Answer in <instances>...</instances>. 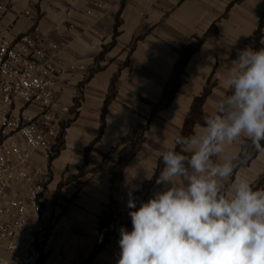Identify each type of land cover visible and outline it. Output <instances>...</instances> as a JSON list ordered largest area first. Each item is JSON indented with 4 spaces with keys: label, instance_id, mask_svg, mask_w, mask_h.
<instances>
[{
    "label": "crops",
    "instance_id": "0c3cea01",
    "mask_svg": "<svg viewBox=\"0 0 264 264\" xmlns=\"http://www.w3.org/2000/svg\"><path fill=\"white\" fill-rule=\"evenodd\" d=\"M12 2L1 21L9 39L29 34L34 58L53 59L64 69L56 92L68 111L61 114L57 137L49 139L50 151L31 160L47 186L43 211L50 232L42 264H117L119 229L132 230L128 193L138 206L163 189L155 183L161 153L177 136L193 134L214 111L228 91L227 69L238 51L256 50L251 37L264 0ZM213 24L216 33L207 36ZM53 44L58 49L52 58ZM173 74L180 84L171 104L149 120L151 105L142 98L158 102ZM205 89L208 95L196 103ZM110 91L114 96L102 120ZM12 113L32 111L17 103ZM140 135L138 148L127 157ZM252 149L238 161L236 175L264 189V181L258 185L264 153L250 157ZM241 152V144L234 143L213 159L223 162Z\"/></svg>",
    "mask_w": 264,
    "mask_h": 264
},
{
    "label": "clouds",
    "instance_id": "9594fccd",
    "mask_svg": "<svg viewBox=\"0 0 264 264\" xmlns=\"http://www.w3.org/2000/svg\"><path fill=\"white\" fill-rule=\"evenodd\" d=\"M226 79L214 111L161 153L163 189L138 208L128 193L117 264H264V189L236 175L249 147L264 153V48L238 51ZM234 143L240 154L213 159Z\"/></svg>",
    "mask_w": 264,
    "mask_h": 264
},
{
    "label": "built area",
    "instance_id": "2783aa9c",
    "mask_svg": "<svg viewBox=\"0 0 264 264\" xmlns=\"http://www.w3.org/2000/svg\"><path fill=\"white\" fill-rule=\"evenodd\" d=\"M12 1L0 0V264H41L50 232L43 211L47 186L31 160L50 151L49 139L57 137L61 114L68 111L56 92L64 69L53 59L36 60L29 34L9 39L1 21ZM51 48L53 58L58 46ZM17 103L32 114L13 115Z\"/></svg>",
    "mask_w": 264,
    "mask_h": 264
},
{
    "label": "trees",
    "instance_id": "16d2710c",
    "mask_svg": "<svg viewBox=\"0 0 264 264\" xmlns=\"http://www.w3.org/2000/svg\"><path fill=\"white\" fill-rule=\"evenodd\" d=\"M263 27H264V12H263V14L259 20V25H258L257 30L255 31L254 35L251 37V41H252L254 48L256 50L260 49V40L262 37ZM215 33H216V26L213 24L208 29V31L206 32V35L209 36V35H213ZM179 84H180V82L178 79V75L173 74L170 77V79L168 80V82L164 88L162 97L160 98V100L158 102L153 103V102H151L145 98H142L145 102H147L148 104L151 105V115H150L149 120H151L155 116V114H157L160 110H163V109L169 107L173 97L175 96V94L179 88ZM209 91H210L209 89H205L203 94L195 99V102L198 104H201L204 101L205 97L208 95ZM113 96H114L113 91H110V93L107 95V98H106L105 103H104L103 111H102V120L104 118V115L106 114V110H107V107L109 105L110 99ZM186 124H188V120L185 122V126H186ZM185 133H186V129H185V132L183 134H185ZM188 133H190V130L187 131V135H188ZM142 139H143V137L141 135L137 138V140L132 144L130 150L127 152V155H126L127 157L131 156L135 153V151L138 148V145ZM257 153L258 152H256L254 149H252L251 153H250V157L255 156ZM162 168H163V161H162V156H161L159 158V161H158L155 179L159 176L160 170ZM119 178H120V167L116 171L115 180H118ZM263 181H264V176L261 178L258 185H261L263 183ZM98 249H99V247H96L95 251H97ZM42 261H43V259H42ZM42 261H41V264H42Z\"/></svg>",
    "mask_w": 264,
    "mask_h": 264
}]
</instances>
